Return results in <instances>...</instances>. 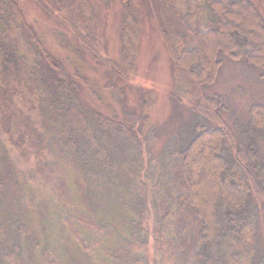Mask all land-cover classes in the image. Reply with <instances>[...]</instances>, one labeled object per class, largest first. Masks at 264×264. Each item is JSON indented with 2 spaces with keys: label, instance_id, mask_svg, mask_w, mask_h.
<instances>
[{
  "label": "trees",
  "instance_id": "16d2710c",
  "mask_svg": "<svg viewBox=\"0 0 264 264\" xmlns=\"http://www.w3.org/2000/svg\"><path fill=\"white\" fill-rule=\"evenodd\" d=\"M33 1L71 31L79 52L107 66L115 78L131 77L141 41L133 0H121L122 53L128 68L104 52L102 20L93 0H53L55 9L44 0ZM151 5L171 56L175 88L170 97L178 114L190 115L189 138L175 147L162 180L148 189L141 172L156 139L155 132L143 137L153 99H139L138 108L124 112L122 120L98 115L100 124L93 125L80 99L82 85L46 46L17 0H0L3 142L45 179L62 175L55 193L69 215L65 231L85 251L90 241L103 245L98 238L104 233L103 221L76 207L66 167L84 161L81 171L90 173L92 188L104 191L98 182L115 180L110 188L117 195L138 202L131 230H121L125 238L120 247L107 248L106 256L98 257L103 264H144L149 237L154 240V264H264V102L250 106L241 137L224 117V96L206 93L218 80L221 55L259 69L264 81V14L253 0H152ZM109 86L115 95H123ZM2 151L10 170V151L4 144ZM94 168L98 181L92 178ZM17 232V243L0 245V264H33L36 243L25 246L24 227ZM44 248L46 264H63Z\"/></svg>",
  "mask_w": 264,
  "mask_h": 264
},
{
  "label": "rangeland",
  "instance_id": "374dc122",
  "mask_svg": "<svg viewBox=\"0 0 264 264\" xmlns=\"http://www.w3.org/2000/svg\"><path fill=\"white\" fill-rule=\"evenodd\" d=\"M17 1L46 46L60 58L74 79L82 85L80 99L93 125L100 124L98 115L122 120L124 112L138 108L139 99H153L154 105L149 111L150 121L143 137L155 132L156 139L151 144V159H146L141 172L148 189L153 181L162 180L161 175L168 172L173 152L178 146L186 144L187 137L189 138L186 129L190 115L187 117L186 113L178 114L170 97V92L175 88L171 56L161 35L160 20L151 11L152 0H133L140 20L141 41L136 70L130 72V78L124 75L115 78L107 66L97 64L87 53L79 52V45L71 31L49 17L36 2ZM44 1L51 9H55L53 0ZM253 1L264 14L261 0ZM93 3L102 20L104 52L128 68V62L122 53L121 0H93ZM221 59L223 66L218 80L206 89V93L224 96L227 107L224 117L242 137L249 119L250 106L256 102H264V81L260 78V70L248 66L244 60L233 61L225 55H221ZM76 72L88 83L75 76ZM111 83L120 88L123 95H115L109 89ZM92 90L97 92L99 98L94 96ZM3 139L5 140L4 136L0 134V245L17 243V230L24 227L25 234L21 242L27 247H30L32 241L36 243L31 256L33 264H46L44 247L52 253L54 261L60 258L63 264H70L69 261L72 264H103L98 257H105L107 248L120 247L122 238H125L121 230H131L138 202L136 204L135 201H126L122 197L123 200L121 193L117 195L115 192L118 190L110 188L115 184V180H111V184L107 185L99 181L98 184L100 188H105L104 191L92 188L88 184L90 173L81 171L84 161L77 167H66L76 207L93 214L99 222L103 221L104 233L98 236L103 245L97 246L90 241L89 249L85 251L78 241L65 231L68 214L55 193V184L59 179L62 180V175L45 179L35 172L33 165L25 163L16 150L5 144ZM2 143L11 154V166L7 167L10 170H6ZM120 154H123V151ZM97 173L94 168V181H98ZM121 174L129 178L123 170ZM115 187L119 188L117 184ZM138 187L142 189L140 185ZM71 221L76 223L77 217L72 216ZM108 231L115 238L109 236ZM128 232L130 240L132 232ZM263 244L264 236L260 232V246ZM137 251L134 253L136 257ZM145 257L144 264H154L153 237H149Z\"/></svg>",
  "mask_w": 264,
  "mask_h": 264
}]
</instances>
